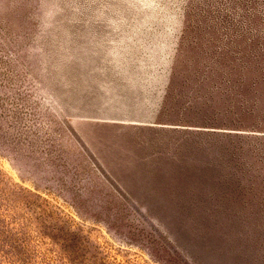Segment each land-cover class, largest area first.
<instances>
[{
  "label": "rangeland",
  "instance_id": "obj_1",
  "mask_svg": "<svg viewBox=\"0 0 264 264\" xmlns=\"http://www.w3.org/2000/svg\"><path fill=\"white\" fill-rule=\"evenodd\" d=\"M263 133L264 0H0V264H264Z\"/></svg>",
  "mask_w": 264,
  "mask_h": 264
},
{
  "label": "crops",
  "instance_id": "obj_2",
  "mask_svg": "<svg viewBox=\"0 0 264 264\" xmlns=\"http://www.w3.org/2000/svg\"><path fill=\"white\" fill-rule=\"evenodd\" d=\"M189 62H192L191 60H189ZM188 61H186V58L184 59V68L182 69V71L179 72V75L181 76L182 79H186L188 78L189 74H192L194 73V71H192L193 69H195V66H193L192 64H189ZM229 70V68L227 69ZM226 70V71H227ZM233 71V70H232ZM236 71H239L238 69ZM224 72V66H222L221 64H216V65H213V67L210 68V71L207 73L209 75H211L209 78V80L211 81H216L217 84L215 85L218 86V90H221L223 91L224 87L222 86L221 84V81L223 80V75L222 73ZM218 74H221V76H219ZM234 82V81H233ZM249 83L251 82H247L245 83V85H249ZM234 86L232 87L236 90H238V84L236 83H233ZM252 85V87L255 86L254 83L250 84ZM254 89V88H252ZM161 127H169V128H180V129H186V127H176V126H173V125H169V126H161ZM189 128V127H188ZM207 130V129H206ZM211 130H214V131H222L223 133H231V134H245V133H256V134H259L258 131H254L253 129H247V130H234V129H221V128H217V129H211ZM264 135V133H263ZM238 175H244V174H238Z\"/></svg>",
  "mask_w": 264,
  "mask_h": 264
}]
</instances>
